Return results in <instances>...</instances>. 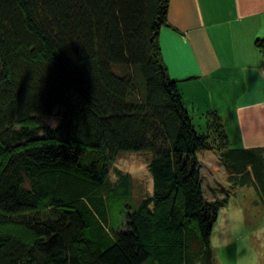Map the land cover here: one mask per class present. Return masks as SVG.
<instances>
[{
  "label": "trees",
  "instance_id": "1",
  "mask_svg": "<svg viewBox=\"0 0 264 264\" xmlns=\"http://www.w3.org/2000/svg\"><path fill=\"white\" fill-rule=\"evenodd\" d=\"M168 6L0 0V264H215L224 202L204 193L206 152L264 207V148H230L216 111L196 130L167 74ZM124 152L149 153L151 195L133 201Z\"/></svg>",
  "mask_w": 264,
  "mask_h": 264
},
{
  "label": "crops",
  "instance_id": "2",
  "mask_svg": "<svg viewBox=\"0 0 264 264\" xmlns=\"http://www.w3.org/2000/svg\"><path fill=\"white\" fill-rule=\"evenodd\" d=\"M257 40H264V0H169L158 36L188 112L201 120L212 107L239 149L264 148V47Z\"/></svg>",
  "mask_w": 264,
  "mask_h": 264
},
{
  "label": "rangeland",
  "instance_id": "3",
  "mask_svg": "<svg viewBox=\"0 0 264 264\" xmlns=\"http://www.w3.org/2000/svg\"><path fill=\"white\" fill-rule=\"evenodd\" d=\"M209 96H201V101L207 102ZM211 108L203 109L201 117L209 110L214 111ZM197 118L194 117L192 122L200 132L205 122ZM222 121L224 122V119ZM44 122L50 127L57 124L54 118L46 119ZM230 148L238 149L232 143ZM148 160L147 152H124L118 155L114 163L118 170L130 174L135 181L133 201L152 193V180L147 169ZM198 161L201 184L206 197L210 201L224 202L219 209L210 238L213 261L215 264H264V207L254 189L232 187L228 184L218 156L213 152L199 154ZM111 178H114L113 175ZM5 233L23 238L24 241L30 238L29 232L19 227L9 226Z\"/></svg>",
  "mask_w": 264,
  "mask_h": 264
}]
</instances>
